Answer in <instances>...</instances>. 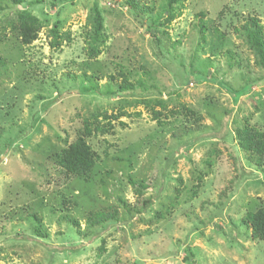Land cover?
<instances>
[{"label":"rangeland","instance_id":"1","mask_svg":"<svg viewBox=\"0 0 264 264\" xmlns=\"http://www.w3.org/2000/svg\"><path fill=\"white\" fill-rule=\"evenodd\" d=\"M166 1L0 0V264H264V0Z\"/></svg>","mask_w":264,"mask_h":264},{"label":"trees","instance_id":"2","mask_svg":"<svg viewBox=\"0 0 264 264\" xmlns=\"http://www.w3.org/2000/svg\"><path fill=\"white\" fill-rule=\"evenodd\" d=\"M177 2L178 0H167L166 11H170ZM21 23H24L20 26L22 41L24 44H29L36 37L35 27L27 24L22 17L20 19V24ZM244 29L246 31L247 41L257 56L258 64L264 68V41L258 22L256 20H250L248 26ZM101 31L102 19L100 14L96 12L93 34L91 37L92 42L97 44L100 39ZM89 49L90 52L97 53L96 45H91ZM120 90L125 91L126 89L121 88ZM244 134L245 137L240 136L242 141L241 144L257 157L262 158L264 156V141L261 139L262 136H257L256 138L255 134L247 135V132H244ZM96 161V158L92 156L85 140L83 138H78L68 149L62 152L59 158V165L73 176L83 177L95 166ZM246 221L251 225L253 238L264 241V209H259L255 213L248 214Z\"/></svg>","mask_w":264,"mask_h":264}]
</instances>
